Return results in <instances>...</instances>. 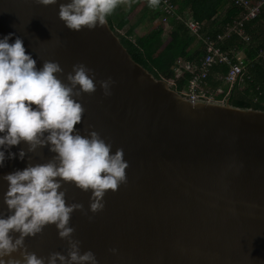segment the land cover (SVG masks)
Instances as JSON below:
<instances>
[{
  "label": "water",
  "instance_id": "water-1",
  "mask_svg": "<svg viewBox=\"0 0 264 264\" xmlns=\"http://www.w3.org/2000/svg\"><path fill=\"white\" fill-rule=\"evenodd\" d=\"M66 2L0 0V36H20L37 68L57 61L62 72L55 75L64 83L77 63L93 70L94 82L114 81L110 95L97 83L75 97L84 112L74 130L96 131L111 142V152L123 149L125 182L106 190L103 209L92 213L90 189L56 178L66 204L83 205L69 219L81 251L90 249L98 264H264V111L232 106L228 98L188 99L135 62L107 20L68 29L58 17ZM21 148L23 160L6 159L0 167L3 216L9 214L4 174L56 155L47 143L28 151L21 141L11 151ZM24 244L45 260L67 248L55 224Z\"/></svg>",
  "mask_w": 264,
  "mask_h": 264
},
{
  "label": "clouds",
  "instance_id": "clouds-1",
  "mask_svg": "<svg viewBox=\"0 0 264 264\" xmlns=\"http://www.w3.org/2000/svg\"><path fill=\"white\" fill-rule=\"evenodd\" d=\"M36 2L51 5L57 0ZM118 3L119 0H68L58 5V17L70 30L93 29L104 25ZM10 37H14L11 43ZM72 68L66 76L68 83H64L55 75L62 72L57 61L44 60L37 68L36 59L26 53L20 36L14 32L0 36V167L6 159H24L22 148L11 151V146L21 141L28 144V151L47 143L49 150L56 153L46 163L28 164L4 174V202L9 214L0 215V264H98L90 249L81 251V241L73 238L74 228L69 225L70 214L83 205L66 204L65 192L58 191L61 180L56 178L71 181L85 191L90 189L89 211L96 213L104 207L106 190L114 191L125 182L127 161L123 159V149L111 152V142L96 131L82 136L74 130L84 112L75 97L95 91L97 83L104 95H110L114 81L109 76L94 82L95 73L83 63ZM46 224H55L67 248L65 253L50 252L45 260L27 250L24 240L40 233ZM10 233L18 235L13 238ZM17 251L19 257H14L12 253Z\"/></svg>",
  "mask_w": 264,
  "mask_h": 264
},
{
  "label": "trees",
  "instance_id": "trees-1",
  "mask_svg": "<svg viewBox=\"0 0 264 264\" xmlns=\"http://www.w3.org/2000/svg\"><path fill=\"white\" fill-rule=\"evenodd\" d=\"M175 6V15L170 16L168 24L171 26L169 44L161 39L160 27L152 30L143 39L131 40L128 34H120V30L127 24V14L113 12L106 20L110 28L117 34L121 44L126 48L132 59L149 71L155 78L172 80L170 86L177 92H184L192 73L183 69L185 63L198 66L204 56V45L201 38L194 36L186 26L187 21L200 25L199 35L215 37L222 33L225 26L231 24L242 11L231 4L229 0H169ZM252 3L263 1L255 18L243 24L244 34L248 40L235 33H231L220 44L232 61L237 56L243 59L246 66L244 80L235 83L226 95L223 87V76L228 70L226 64H215L206 77L205 90L209 93L222 89L217 100L229 99L232 106L240 108H254L264 111V57L258 55L264 45V0H250ZM160 0H152L151 9L159 8ZM151 14L150 21H161V14ZM181 74L176 76L175 69Z\"/></svg>",
  "mask_w": 264,
  "mask_h": 264
},
{
  "label": "built area",
  "instance_id": "built-area-1",
  "mask_svg": "<svg viewBox=\"0 0 264 264\" xmlns=\"http://www.w3.org/2000/svg\"><path fill=\"white\" fill-rule=\"evenodd\" d=\"M232 5L240 8L242 11L233 22L225 26L222 33L217 34L215 37L201 36L199 35L200 25L193 21H187L186 26L189 31L196 37L201 38L205 51L204 56L199 62L198 66H192L189 63H185L183 69L192 73V78L188 81L186 89L182 92L190 100H217L216 96L223 91L218 89L215 92L209 93L205 90L206 77L210 72V69L215 64H226L228 70L223 76V87L226 89V95L229 93L232 86L244 80L246 75V66L243 59L240 56L236 57L235 61L229 57L226 51H223L219 44L227 38L231 33H235L242 37L245 41L248 40L247 35L244 34L243 24L255 18L259 12V7L263 1H256L252 3L250 0H229ZM159 11L161 14V21L167 25L168 29H172L168 24L170 16L175 15V6L169 0H160ZM258 55L264 57V45L259 49ZM176 76L181 74L179 68L175 69ZM172 83V80L168 81ZM224 100V99H223Z\"/></svg>",
  "mask_w": 264,
  "mask_h": 264
},
{
  "label": "crops",
  "instance_id": "crops-1",
  "mask_svg": "<svg viewBox=\"0 0 264 264\" xmlns=\"http://www.w3.org/2000/svg\"><path fill=\"white\" fill-rule=\"evenodd\" d=\"M151 9L150 0H119L113 12L127 14V24L119 31L120 34H128L131 40L143 39L152 30L160 27L162 29L161 39L165 44H169L170 29L167 25L159 22L157 17L150 21L151 14H157L158 9L153 7V13L147 12ZM152 15V16H153ZM226 99V96L223 98Z\"/></svg>",
  "mask_w": 264,
  "mask_h": 264
}]
</instances>
